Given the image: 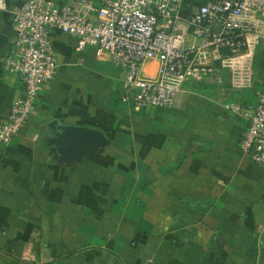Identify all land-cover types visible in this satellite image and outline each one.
<instances>
[{"label":"crops","instance_id":"obj_1","mask_svg":"<svg viewBox=\"0 0 264 264\" xmlns=\"http://www.w3.org/2000/svg\"><path fill=\"white\" fill-rule=\"evenodd\" d=\"M25 1L0 0V125L22 94L3 60ZM51 43V89L0 144V264H264V167L240 148L239 114L263 86L264 48L235 85L197 83L171 108L139 110L121 101L119 67L69 35ZM143 69L153 75L155 63ZM52 120L100 130L110 144L59 162L44 141Z\"/></svg>","mask_w":264,"mask_h":264},{"label":"built area","instance_id":"obj_2","mask_svg":"<svg viewBox=\"0 0 264 264\" xmlns=\"http://www.w3.org/2000/svg\"><path fill=\"white\" fill-rule=\"evenodd\" d=\"M13 50L3 68L22 86V94L0 125V144L7 145L36 109L41 93L51 89L57 58L51 36L66 34L78 50L94 49L123 72L121 101L139 110L171 108L192 85L241 80L252 49L264 48V0H208L193 6L185 0H78L57 5L27 0L13 14ZM154 62L153 75L144 65ZM256 103L239 111L247 121L240 148L264 167V83ZM22 261L35 263L32 253Z\"/></svg>","mask_w":264,"mask_h":264},{"label":"water","instance_id":"obj_3","mask_svg":"<svg viewBox=\"0 0 264 264\" xmlns=\"http://www.w3.org/2000/svg\"><path fill=\"white\" fill-rule=\"evenodd\" d=\"M45 128L48 131L45 144L59 162L69 163L87 154L102 153L110 144L100 130L93 128L65 125L57 120L48 122Z\"/></svg>","mask_w":264,"mask_h":264},{"label":"trees","instance_id":"obj_4","mask_svg":"<svg viewBox=\"0 0 264 264\" xmlns=\"http://www.w3.org/2000/svg\"><path fill=\"white\" fill-rule=\"evenodd\" d=\"M188 1H190V3H194L196 5H201L205 2H207L208 0H185L186 3H188Z\"/></svg>","mask_w":264,"mask_h":264},{"label":"rangeland","instance_id":"obj_5","mask_svg":"<svg viewBox=\"0 0 264 264\" xmlns=\"http://www.w3.org/2000/svg\"><path fill=\"white\" fill-rule=\"evenodd\" d=\"M187 4H188V5L190 4V5H194V6H196V4H194V3H190V1H188ZM149 69H151V68L149 67Z\"/></svg>","mask_w":264,"mask_h":264}]
</instances>
